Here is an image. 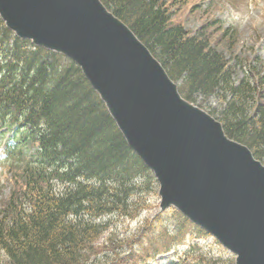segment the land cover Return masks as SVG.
<instances>
[{
  "label": "trees",
  "instance_id": "obj_1",
  "mask_svg": "<svg viewBox=\"0 0 264 264\" xmlns=\"http://www.w3.org/2000/svg\"><path fill=\"white\" fill-rule=\"evenodd\" d=\"M100 1L179 83L185 100L199 101L264 164V65L257 55L241 60L231 28L214 19L188 30L174 10L192 0ZM7 135L0 264H149L175 250L187 227L205 234L177 211L174 231L164 215L132 238L111 227L113 218L144 212L151 171L80 67L16 37L0 19V138ZM200 249L191 244L170 264H233L196 256Z\"/></svg>",
  "mask_w": 264,
  "mask_h": 264
},
{
  "label": "water",
  "instance_id": "obj_2",
  "mask_svg": "<svg viewBox=\"0 0 264 264\" xmlns=\"http://www.w3.org/2000/svg\"><path fill=\"white\" fill-rule=\"evenodd\" d=\"M6 27L76 63L174 206L235 264H264V165L189 103L160 62L100 0H0Z\"/></svg>",
  "mask_w": 264,
  "mask_h": 264
},
{
  "label": "rangeland",
  "instance_id": "obj_3",
  "mask_svg": "<svg viewBox=\"0 0 264 264\" xmlns=\"http://www.w3.org/2000/svg\"><path fill=\"white\" fill-rule=\"evenodd\" d=\"M196 5L198 6L197 9ZM174 15L176 21H179L188 30L192 31H195L207 22L210 24L214 19L219 20L221 26L231 28L230 30L234 32L232 34H235L236 53L239 52V55L242 56L241 60L244 58L251 59L257 55L264 65V0H192L187 7L179 10L175 9ZM177 85L179 87V83ZM197 103L199 101L193 105L197 106ZM201 109L207 112L205 108ZM2 150V147H0V157L3 154ZM3 172L0 168V209L2 198L9 194L10 187L3 180ZM151 175L153 179L148 184L149 193L146 195L148 203L143 209L144 212L142 211L143 213L135 220L113 218L111 221V227L116 229L122 237L132 238L138 233L143 234L142 227L145 225L146 220L153 223L161 215H164L163 224L168 226L170 231H174L175 229L174 227L178 220L174 215V211L176 210L171 208L161 213L159 184L153 172H151ZM196 243L201 247L200 251H197L195 254L196 256L201 255L202 252L204 254L215 255V258L218 259H230L235 264V256L223 248L213 237L208 234L206 235V233L200 234L192 231L189 227L186 228L183 240L174 247L176 248L175 250L156 257L154 262H150L149 264H170L172 260L183 256L191 244ZM211 255L208 257L211 258Z\"/></svg>",
  "mask_w": 264,
  "mask_h": 264
}]
</instances>
